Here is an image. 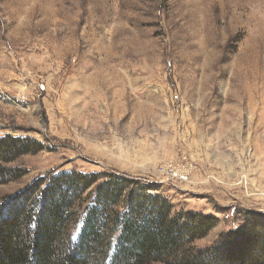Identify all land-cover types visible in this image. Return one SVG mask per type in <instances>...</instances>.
<instances>
[{
	"label": "rangeland",
	"instance_id": "1",
	"mask_svg": "<svg viewBox=\"0 0 264 264\" xmlns=\"http://www.w3.org/2000/svg\"><path fill=\"white\" fill-rule=\"evenodd\" d=\"M7 136L43 148L3 162L0 206L52 172L117 171L216 217L198 248L264 232V0H0Z\"/></svg>",
	"mask_w": 264,
	"mask_h": 264
},
{
	"label": "trees",
	"instance_id": "2",
	"mask_svg": "<svg viewBox=\"0 0 264 264\" xmlns=\"http://www.w3.org/2000/svg\"><path fill=\"white\" fill-rule=\"evenodd\" d=\"M42 148L3 138L0 183L13 175L3 162ZM217 221L175 212L153 184L117 171L52 172L0 206V264H264V232L239 229L235 242L196 247Z\"/></svg>",
	"mask_w": 264,
	"mask_h": 264
},
{
	"label": "built area",
	"instance_id": "3",
	"mask_svg": "<svg viewBox=\"0 0 264 264\" xmlns=\"http://www.w3.org/2000/svg\"><path fill=\"white\" fill-rule=\"evenodd\" d=\"M162 169L165 171H170L172 173L171 175L178 180L185 181L188 179V173L184 170H177L173 164L165 166V168Z\"/></svg>",
	"mask_w": 264,
	"mask_h": 264
}]
</instances>
